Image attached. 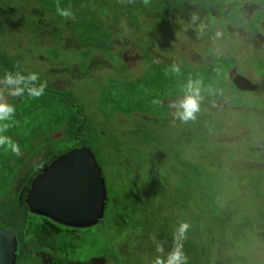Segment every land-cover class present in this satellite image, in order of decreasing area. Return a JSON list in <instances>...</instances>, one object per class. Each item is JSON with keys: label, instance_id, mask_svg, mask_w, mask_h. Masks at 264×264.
Returning a JSON list of instances; mask_svg holds the SVG:
<instances>
[{"label": "rangeland", "instance_id": "374dc122", "mask_svg": "<svg viewBox=\"0 0 264 264\" xmlns=\"http://www.w3.org/2000/svg\"><path fill=\"white\" fill-rule=\"evenodd\" d=\"M56 2L0 0V78L19 65L48 83L39 98L8 96L6 134L22 154L0 148V224L16 233L17 264H151V236L167 252L181 222L187 264H264V9L250 10L264 0H60L74 20ZM247 74L262 91H244ZM189 80L202 100L184 121ZM84 145L103 170L105 213L60 248L17 199Z\"/></svg>", "mask_w": 264, "mask_h": 264}, {"label": "water", "instance_id": "95a60500", "mask_svg": "<svg viewBox=\"0 0 264 264\" xmlns=\"http://www.w3.org/2000/svg\"><path fill=\"white\" fill-rule=\"evenodd\" d=\"M107 197L102 167L92 148L84 145L42 168L30 182L26 202L35 213L65 225L86 227L103 218ZM17 250L16 233L0 224V264H16Z\"/></svg>", "mask_w": 264, "mask_h": 264}, {"label": "clouds", "instance_id": "9594fccd", "mask_svg": "<svg viewBox=\"0 0 264 264\" xmlns=\"http://www.w3.org/2000/svg\"><path fill=\"white\" fill-rule=\"evenodd\" d=\"M143 2L147 5L149 0H143ZM55 7L59 16L65 19H75V14L70 6L62 7L60 0H57ZM173 71L179 73V67H174ZM0 86H2L0 87V148L20 156L22 152L19 143L6 134L14 126L16 115V107L9 102L8 96L24 97L27 94L31 98H39L44 94L48 83L41 81L38 73H25L19 65H16L13 70L3 74V77L0 78ZM201 100L200 82L189 80L184 97L176 105V115L184 121L195 119V113L199 110ZM153 103H159V101L154 100ZM188 228L187 222L179 224L173 234V246L167 252L163 243L159 242L155 235H152L151 240L155 245L157 255L152 259L151 264H187L182 241L186 238Z\"/></svg>", "mask_w": 264, "mask_h": 264}, {"label": "flooded vegetation", "instance_id": "af4514ba", "mask_svg": "<svg viewBox=\"0 0 264 264\" xmlns=\"http://www.w3.org/2000/svg\"><path fill=\"white\" fill-rule=\"evenodd\" d=\"M189 4V2L188 1H186V5H188ZM193 8L195 9V10H199V8H197V7H195V6H193ZM244 9V8H243ZM257 10V11H259V10H262V9H264V5H263V3L262 4H254L253 5V7L250 9L251 11H254V10ZM220 9H218V8H212V14L214 15V16H217V17H219V14H220V11H219ZM237 74H240V73H238V72H235V71H231V74H230V76L232 77V79H234V77L237 75ZM248 75V76H247ZM247 75H244L247 79H248V81H250L251 83H250V85L251 86H253V89H247V90H244L246 93H255V92H260V91H262V87H263V84H262V82L259 80V79H257V78H255L254 76H252V75H250V74H247ZM260 75L262 76L263 74L262 73H260ZM263 77V76H262ZM30 180H31V178L30 179H28L25 183H24V185L22 186V190H21V194H20V198H18L17 199V201L19 202V204H20V206H21V208H22V210H26L27 212H28V209H26V208H24L23 207V204L26 202V200H27V198H28V189H29V187L27 188V190H26V198H24V197H21L22 196V193H23V191H24V189L28 186V184H29V182H30ZM22 184V183H21ZM30 186V185H29ZM108 195H109V193H108ZM10 201H11V199H10V196H9V199L8 198H6V202H5V204L7 203V202H9L10 203ZM29 213V212H28ZM33 214H36V213H33ZM39 215V214H38ZM26 216H28V217H26ZM25 219L27 220L28 219V225H29V221L30 220H35V222L36 221H40V222H36V224H38V225H42V226H48V228H47V230H46V234L44 235V238H48V239H55L56 238V241L58 242V239H59V247L60 248H63L65 245H66V243H67V241L65 240V237H72V235H74V234H76V232L80 229V227H78V226H68V225H63V224H59V223H57V222H51L50 221V219L51 218H49V217H47V216H44V215H41V216H39V218H40V220H37L36 218H33V216H29V215H25ZM39 227H41V226H39ZM44 228V227H43ZM70 240H72V239H70ZM53 241V240H52ZM55 241V240H54ZM52 244H53V242H51L50 243V247L52 248ZM36 253L38 252V249H37V251H35ZM40 252H42V251H40ZM95 257V256H94ZM94 257H92V259L94 258ZM78 259H81V261H79V263L78 264H91V261H88L87 259H82L80 256H78ZM83 260H85V261H83ZM45 263H47V264H50V261H48V260H45ZM70 264H72V262L70 263Z\"/></svg>", "mask_w": 264, "mask_h": 264}]
</instances>
